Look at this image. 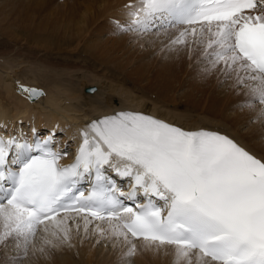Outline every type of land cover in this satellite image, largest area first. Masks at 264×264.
Wrapping results in <instances>:
<instances>
[{"label":"snow or ice","instance_id":"1","mask_svg":"<svg viewBox=\"0 0 264 264\" xmlns=\"http://www.w3.org/2000/svg\"><path fill=\"white\" fill-rule=\"evenodd\" d=\"M126 7L132 19L117 21L120 31L186 25L173 43L207 33L204 55L212 69L223 63L250 100L264 105V0H139ZM19 89L29 98L43 94ZM257 118L264 120V108ZM80 135L67 165L59 163L67 152L54 150L52 136L29 142L22 134L0 135V242H27L40 225L48 231L45 221L64 242L74 213L84 214L86 225L89 217L107 219L125 240L130 233L149 247L173 246L177 264H192L194 252L196 264H264V156L219 131L185 130L135 111L93 120ZM113 157L122 167L110 164ZM106 166L131 179L130 192ZM89 176L86 195L79 185ZM125 196L146 202L131 206Z\"/></svg>","mask_w":264,"mask_h":264},{"label":"bare ground","instance_id":"2","mask_svg":"<svg viewBox=\"0 0 264 264\" xmlns=\"http://www.w3.org/2000/svg\"><path fill=\"white\" fill-rule=\"evenodd\" d=\"M24 2L0 0V36H5L2 44L12 52L0 58V135L8 138L22 134L29 138L28 125L30 130L47 127L53 132L54 142L57 140L54 149L58 146L67 152L59 159L64 162L75 154L82 142L81 130L91 121L119 111H135L185 130L219 131L236 139L258 157L264 156V120L257 118L258 110L264 105L250 100L247 87L237 84V74L221 70L223 63L216 68L218 71L211 70L210 62L203 70L194 67L206 58L205 50H201L207 46V33L203 37L188 35L183 43L176 44L168 39L176 40L187 26H173L177 27L176 32H164L176 37H167V42L174 46L159 51L160 59L144 64L141 58L163 45L162 40L157 39L162 38V33L146 36L153 39L140 38L141 47L149 49L144 48L138 56L127 55L125 42L129 38L111 36L120 30L109 22L125 17L127 21L132 19L126 6L139 0H66L59 5L50 0L44 6L46 12L40 16L34 15L40 4L31 6ZM21 8L34 23L5 25V14L23 12ZM36 18H39L37 24L32 20ZM97 21L103 25L93 29ZM17 28L23 30L19 33ZM103 29L108 34L106 38L101 37ZM198 45H202L199 54L194 50ZM52 54L56 57H51ZM186 59L188 69L183 72ZM147 66H155L151 75ZM181 79L183 89L172 93ZM19 85L36 88L43 94L28 98ZM92 85L97 90L85 92V88ZM250 103L255 107H249ZM67 138L70 139L66 146L72 142L69 149L64 146ZM111 163L122 167L123 161L113 157ZM69 216L72 217L67 221L69 238L62 242L53 237V226L46 221L48 231H44L45 225H40L36 233H44L45 237L35 235L29 238L32 242L28 247H20L19 254L31 248L25 263L21 264H177L173 246L149 247L144 239L128 236L125 240L123 236H115L107 219H89L86 225L82 215L69 213ZM48 240L51 243L46 242ZM7 241L13 239L0 242V253L6 251ZM132 244L136 247L130 255ZM192 264H196L195 252Z\"/></svg>","mask_w":264,"mask_h":264},{"label":"rangeland","instance_id":"3","mask_svg":"<svg viewBox=\"0 0 264 264\" xmlns=\"http://www.w3.org/2000/svg\"><path fill=\"white\" fill-rule=\"evenodd\" d=\"M22 1H25L24 3H29L31 6H34V5H37V4H40V6H38V8L37 9H35V13H34V15L35 16H40V15H42L44 12H46L45 10H46V8H44V6H45V4L48 2V1H50V0H22ZM66 0H54V2H53V4L54 5H56V3H57V5H59L60 3H62V2H65ZM56 2V3H55ZM37 3V4H36ZM18 5V4H17ZM48 6V5H47ZM21 10H23V8H21ZM44 10V11H43ZM29 11H31V13H32V10H29ZM25 13V14H24ZM26 13H28L27 11L25 12V9L23 10V12H20V11H10L9 13L7 12L5 15V20L7 21L6 23H5V25H14V23L15 24H24V25H26V24H29V23H31V24H33L34 22H31V20L29 21V19H27V16H25V15H27ZM39 19V18H38ZM37 18L34 20V19H32L33 21H35V24H37V22L39 21ZM101 21L103 22H107L106 20H103V19H101ZM117 21L118 20H110L109 22H111V23H113V25H114V27L117 29L118 27H117ZM124 21H127L126 20V17L124 18V19H122L121 21H119V22H121V23H123ZM44 21H42L41 23H43ZM102 22H100V21H97V22H95V24H93V29H98L99 28V26L100 27H102V25H103V23ZM97 24V25H96ZM4 25V26H5ZM96 25V26H95ZM2 27H4L3 25H1ZM33 26V25H32ZM22 27H23V25H22ZM178 27V26H177ZM177 27H172V28H168V29H161L160 27H157V28H150L149 29V31H146V32H139V31H120L119 33H117V32H115V33H112L111 34V36H114V37H119V36H125V37H127V38H129L126 42H125V49L128 51V53H126L127 55H133V56H138V55H140V54H142V52L145 50V49H149L148 48V46L147 47H141L142 45L139 43V41L141 40L140 38H144V39H153L154 37H146L147 35H149V34H152V35H156V33H159V35H161L160 33H162V38H157V39H161L162 40V43H163V45L162 46H159L158 48H155L152 52H150L149 53V55H147L145 58H141L142 60V63H144V64H146L148 61H154V59H158L159 57V51H162V50H166V49H169V47H172V46H174V45H171L170 43L172 42V40L171 39H168L169 41H171L170 43L169 42H167V37H169V38H172V37H174V38H176L172 33H166V32H164V31H171V32H176L178 29H177ZM16 31H19V33L23 30V28H17V29H15ZM103 31V33H101V37L102 38H106V36H108V34H105V31H104V29L102 30ZM168 34V35H167ZM143 35H145V36H143ZM158 35V36H159ZM3 37H5V36H0V58L1 57H6V56H8V55H10L12 52H11V50L4 44H2V41L3 42H5L4 40L6 39V38H4L3 39ZM159 41V40H158ZM144 42V41H143ZM188 42V41H187ZM177 44V43H176ZM138 46V48L136 47V46ZM201 46L202 45H198L197 47L198 48H195V46H194V50L196 49V50H198V54H199V51L201 50ZM129 47V48H128ZM145 48V49H144ZM186 48H188V46H186ZM206 47H204L201 51H204V50H206L205 49ZM138 49V50H137ZM144 49V50H143ZM143 50V51H142ZM134 51H136V52H134ZM200 51V52H201ZM138 53V54H137ZM119 54H120V52H119ZM51 57H53V58H55L56 56H54L53 54H52V56ZM160 59V58H159ZM203 59V62H202V60L201 61H198V63L197 64H195V66L194 67H197V68H199V70H203L202 68H205V67H208L209 66V60H207V58H202ZM204 62H207V63H204ZM193 63H194V61L192 60L191 62H190V69L193 67L192 65H193ZM181 64H183V63H181ZM199 64V65H198ZM206 64H208V65H206ZM183 65H185L184 67L186 68V69H184L183 70V72L184 71H186L187 69H188V62H187V59H186V64L184 63ZM156 66V65H155ZM155 66H151V67H148L147 66V70L149 71V74L151 75L152 73H153V71H154V69H155ZM180 68V67H179ZM217 68H218V66H217ZM129 70L131 69V68H128ZM181 69H183V68H181ZM180 70V69H179ZM179 70L177 71V72H179ZM211 70H214V69H211ZM216 71H218L217 69H215ZM152 72V73H151ZM185 77H187V75H185L184 76V78ZM176 79H179V77L178 78H175L174 79V81L176 82L177 80ZM227 81V80H226ZM182 83H184L183 81H182V79L181 80H179V82H178V84H177V86H176V89L175 90H173L172 91V93H175V94H177V92H180L182 89H183V87H182ZM96 90H97V88H96ZM256 102V101H255ZM256 103H258V102H256ZM260 105V104H259ZM244 107V106H243ZM72 144V142H70L69 143V145H71ZM69 145H68V148L67 149H69ZM67 147V146H66ZM38 231V230H37ZM45 234L44 233H38L36 236H40L41 238H43V237H45L44 236ZM34 238H32V240H33ZM16 241H17V243H16ZM36 241V240H35ZM30 242H32L31 241V239H29L27 242H25L24 243V241H22V240H13V241H7V244H6V246L5 247H7V249H6V251L5 252H1L0 253V264H21V263H25L24 262V260L27 258V255H28V253H27V251L28 250H30L31 248L29 247V249H27V250H25V252L24 251H22L23 253H20L19 254V252H21V249H20V247H23V248H26V246L28 247V245H29V243ZM10 244V245H9ZM39 244V243H38ZM12 245V246H11ZM24 245V246H23ZM10 246V247H9ZM8 248H10V249H8ZM18 248V249H17ZM8 250V251H7ZM72 253H75L74 251L72 252ZM17 255H19V258H18V256ZM132 257H130L129 256V259H131ZM17 259H19V260H17ZM16 260L18 261V263L16 262Z\"/></svg>","mask_w":264,"mask_h":264}]
</instances>
